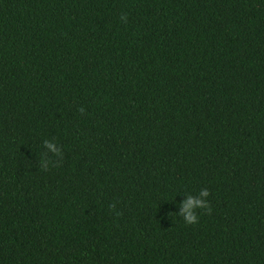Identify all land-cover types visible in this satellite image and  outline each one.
Returning <instances> with one entry per match:
<instances>
[{
    "label": "trees",
    "instance_id": "obj_1",
    "mask_svg": "<svg viewBox=\"0 0 264 264\" xmlns=\"http://www.w3.org/2000/svg\"><path fill=\"white\" fill-rule=\"evenodd\" d=\"M0 264H264V0H0Z\"/></svg>",
    "mask_w": 264,
    "mask_h": 264
},
{
    "label": "clouds",
    "instance_id": "obj_2",
    "mask_svg": "<svg viewBox=\"0 0 264 264\" xmlns=\"http://www.w3.org/2000/svg\"><path fill=\"white\" fill-rule=\"evenodd\" d=\"M121 19L127 20L126 16H122ZM85 110L84 108L80 109V112L83 113ZM46 146L51 149L53 152H57L58 149L56 148L55 144L49 141H46ZM200 195L202 197H208L210 195V192L208 189H202ZM194 206H198L199 208L205 209L208 213H211L212 209L210 207V203L207 200L203 199H196L192 196H189L188 199L183 204V210L181 215L185 214L184 221L187 224H196L198 223V215L194 214L191 209H193Z\"/></svg>",
    "mask_w": 264,
    "mask_h": 264
}]
</instances>
